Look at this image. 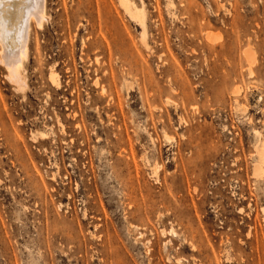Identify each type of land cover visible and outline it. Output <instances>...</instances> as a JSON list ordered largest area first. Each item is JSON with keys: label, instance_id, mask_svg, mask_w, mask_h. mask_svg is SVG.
I'll return each mask as SVG.
<instances>
[{"label": "rangeland", "instance_id": "obj_1", "mask_svg": "<svg viewBox=\"0 0 264 264\" xmlns=\"http://www.w3.org/2000/svg\"><path fill=\"white\" fill-rule=\"evenodd\" d=\"M46 1L0 65V264H264V0Z\"/></svg>", "mask_w": 264, "mask_h": 264}, {"label": "bare ground", "instance_id": "obj_2", "mask_svg": "<svg viewBox=\"0 0 264 264\" xmlns=\"http://www.w3.org/2000/svg\"><path fill=\"white\" fill-rule=\"evenodd\" d=\"M119 3L131 18L145 26L142 9H138L131 0H119ZM47 11L46 0H0V65L6 70L7 79L16 85L20 82V72L28 58L30 30L33 25L42 27L48 17ZM57 77L51 72L49 80L59 87ZM40 134L41 138L45 136L44 133ZM256 154L253 175L260 179L264 175V152L260 149Z\"/></svg>", "mask_w": 264, "mask_h": 264}]
</instances>
